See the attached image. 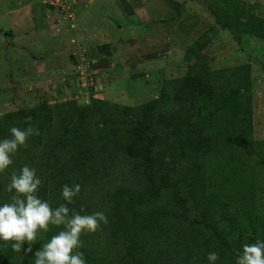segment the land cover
Listing matches in <instances>:
<instances>
[{
    "label": "trees",
    "instance_id": "obj_1",
    "mask_svg": "<svg viewBox=\"0 0 264 264\" xmlns=\"http://www.w3.org/2000/svg\"><path fill=\"white\" fill-rule=\"evenodd\" d=\"M213 1L217 30L237 41L264 39L255 5ZM205 47L192 44L186 75L165 81L142 105L92 96L86 104L45 100L0 116V139L12 126L39 130L0 173V206L14 194L7 191L12 172L27 165L42 180L37 195L53 209L66 203L62 186L79 183L68 207L105 212L108 223L82 233L74 250L86 264H209L212 251L216 264H236L244 244L264 241V141L254 137L252 65L212 70ZM98 50L112 55L110 44ZM62 230L50 224L18 253L0 240V264H35V251Z\"/></svg>",
    "mask_w": 264,
    "mask_h": 264
},
{
    "label": "rangeland",
    "instance_id": "obj_2",
    "mask_svg": "<svg viewBox=\"0 0 264 264\" xmlns=\"http://www.w3.org/2000/svg\"><path fill=\"white\" fill-rule=\"evenodd\" d=\"M242 1L264 17V0ZM217 11L213 0H0V116L92 96L142 105L186 75V52L203 41L212 70L252 65L254 137L264 141V39L217 30Z\"/></svg>",
    "mask_w": 264,
    "mask_h": 264
},
{
    "label": "clouds",
    "instance_id": "obj_3",
    "mask_svg": "<svg viewBox=\"0 0 264 264\" xmlns=\"http://www.w3.org/2000/svg\"><path fill=\"white\" fill-rule=\"evenodd\" d=\"M33 135H39V130L32 126L26 129L10 127V137L0 139V173L13 164L12 157L20 147L27 146ZM41 184L42 180L33 167L25 165L19 172H12L7 191L14 194L11 202L0 206V240L13 242L12 250L18 253L25 241L30 244L37 239L39 230L47 232L50 224L64 226V230L35 251V264H86L83 253H74V250L82 247V233H95L102 224L108 223L105 212L81 215L68 207L82 190L79 183L63 185L61 196L66 203L53 209L49 202L37 195ZM25 252L32 253V249L26 248ZM219 258L215 251L207 255L209 264H216ZM236 264H264V241L244 244Z\"/></svg>",
    "mask_w": 264,
    "mask_h": 264
},
{
    "label": "water",
    "instance_id": "obj_4",
    "mask_svg": "<svg viewBox=\"0 0 264 264\" xmlns=\"http://www.w3.org/2000/svg\"><path fill=\"white\" fill-rule=\"evenodd\" d=\"M26 119H29V116H26Z\"/></svg>",
    "mask_w": 264,
    "mask_h": 264
}]
</instances>
